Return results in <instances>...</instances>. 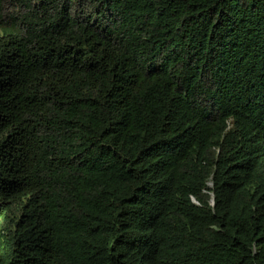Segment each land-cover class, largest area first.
<instances>
[{"label": "trees", "instance_id": "16d2710c", "mask_svg": "<svg viewBox=\"0 0 264 264\" xmlns=\"http://www.w3.org/2000/svg\"><path fill=\"white\" fill-rule=\"evenodd\" d=\"M0 264H264V0H0Z\"/></svg>", "mask_w": 264, "mask_h": 264}, {"label": "water", "instance_id": "95a60500", "mask_svg": "<svg viewBox=\"0 0 264 264\" xmlns=\"http://www.w3.org/2000/svg\"><path fill=\"white\" fill-rule=\"evenodd\" d=\"M214 205V196H212V206Z\"/></svg>", "mask_w": 264, "mask_h": 264}, {"label": "clouds", "instance_id": "9594fccd", "mask_svg": "<svg viewBox=\"0 0 264 264\" xmlns=\"http://www.w3.org/2000/svg\"><path fill=\"white\" fill-rule=\"evenodd\" d=\"M210 186H212V184H209ZM194 199V198H193ZM195 200V199H194Z\"/></svg>", "mask_w": 264, "mask_h": 264}, {"label": "bare ground", "instance_id": "6f19581e", "mask_svg": "<svg viewBox=\"0 0 264 264\" xmlns=\"http://www.w3.org/2000/svg\"><path fill=\"white\" fill-rule=\"evenodd\" d=\"M211 203H212V197H211Z\"/></svg>", "mask_w": 264, "mask_h": 264}]
</instances>
